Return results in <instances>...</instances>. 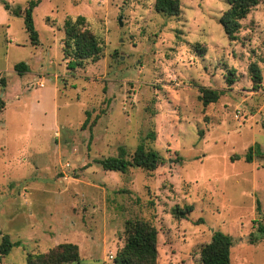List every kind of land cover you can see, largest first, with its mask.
I'll list each match as a JSON object with an SVG mask.
<instances>
[{
    "label": "rangeland",
    "instance_id": "obj_1",
    "mask_svg": "<svg viewBox=\"0 0 264 264\" xmlns=\"http://www.w3.org/2000/svg\"><path fill=\"white\" fill-rule=\"evenodd\" d=\"M3 1L11 13L31 0ZM154 1L41 0L32 46L23 18L0 0V242L19 244L1 264L64 243L78 247L79 264H113L132 220L157 230L156 264H199L216 231L233 239L231 264H264V237L248 243L264 225V4L229 41L218 23L226 0H179L178 16L155 12ZM78 17L100 58L69 72L64 26ZM20 62L28 74L14 71ZM252 63L263 78L257 90ZM55 78L52 130L41 104ZM199 87L222 95L203 106ZM85 112L89 123L100 116L91 130L81 127ZM140 144L163 165L117 173L96 164L119 147L129 160ZM185 206L193 208L185 219L172 217Z\"/></svg>",
    "mask_w": 264,
    "mask_h": 264
},
{
    "label": "trees",
    "instance_id": "obj_2",
    "mask_svg": "<svg viewBox=\"0 0 264 264\" xmlns=\"http://www.w3.org/2000/svg\"><path fill=\"white\" fill-rule=\"evenodd\" d=\"M41 0H31L27 8L21 13L17 8L9 12L10 6L2 0L3 9L12 16L22 17L24 28L28 34L30 44L38 45V34L35 31L33 23V11L38 7ZM228 9L220 16L218 23L222 28L227 40L233 41L240 29V21L244 19L252 9L264 0H226ZM154 11L166 14L168 16L179 15V0H155ZM77 23L71 24L69 21L64 26V40L62 43V53L65 59H68L66 69L74 72L81 68L86 60L98 61L100 58V47L96 39L89 32L79 29L84 24V18L78 17ZM14 71L18 76H23L28 71L25 63L20 62L14 65ZM248 73L252 88L257 90L263 81L257 64L252 63L248 67ZM234 79L228 76L227 84L233 83ZM198 100L203 106L215 103L222 95V91L212 90L205 87L198 88ZM103 114V112L101 113ZM85 120L82 128L88 126L89 130L95 125L100 118L95 116L89 123V112H85ZM254 148H249L244 160L248 163L254 159ZM264 160V155H262ZM164 159L153 150H147L143 145H138L128 160L124 148L117 149L115 157H108L96 161L104 171L125 173L128 168H139L145 171H155L163 165ZM256 210L259 212L258 204ZM193 211L192 206L184 208L175 207L171 210L172 217L176 219H185ZM257 235L251 234L248 243L253 245L259 238L264 237V225L259 224L256 229ZM233 245V239L222 232L216 231L212 234L208 243L204 244L199 252V264H231L230 250ZM17 242L10 241L7 235L1 237L0 242V264L6 258L13 247H18ZM157 260V230L154 226L140 220L128 221L125 224V243L113 258V264H156ZM78 247L72 243L57 245L44 254H28L26 264H79Z\"/></svg>",
    "mask_w": 264,
    "mask_h": 264
},
{
    "label": "crops",
    "instance_id": "obj_3",
    "mask_svg": "<svg viewBox=\"0 0 264 264\" xmlns=\"http://www.w3.org/2000/svg\"><path fill=\"white\" fill-rule=\"evenodd\" d=\"M7 14L10 15V13H8V12H7ZM13 41L14 40L10 41V43H14L15 42V41L14 42ZM27 67H28V71L26 73H24V75L28 74L29 71H30L28 65H27ZM34 80H35V86L37 88H44L45 84L46 83L48 84V89L45 91L46 97H45L44 101L42 102L41 106H42V110L46 111V113L43 114V117H45L46 122L49 125L51 124L52 130H54V129L56 130L57 129L56 122H57L58 102H59L58 101V89H57L56 78L54 79L55 81L48 80V81H46V83L36 82L37 79H34ZM31 86H32V83L29 84L30 88H32ZM6 87H7V83H6ZM5 88H4V91H5ZM28 91H29V89L27 87H24L22 89V94H25ZM42 120H44V118H41V121Z\"/></svg>",
    "mask_w": 264,
    "mask_h": 264
},
{
    "label": "water",
    "instance_id": "obj_4",
    "mask_svg": "<svg viewBox=\"0 0 264 264\" xmlns=\"http://www.w3.org/2000/svg\"><path fill=\"white\" fill-rule=\"evenodd\" d=\"M119 22V24H120V21H118Z\"/></svg>",
    "mask_w": 264,
    "mask_h": 264
}]
</instances>
